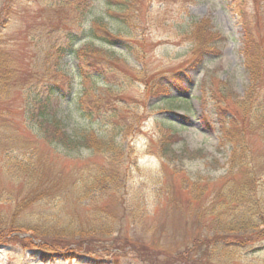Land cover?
I'll list each match as a JSON object with an SVG mask.
<instances>
[{
    "label": "rangeland",
    "instance_id": "1",
    "mask_svg": "<svg viewBox=\"0 0 264 264\" xmlns=\"http://www.w3.org/2000/svg\"><path fill=\"white\" fill-rule=\"evenodd\" d=\"M70 1L56 12L54 7L60 0H0V44L1 53H5L1 57L10 61L9 67H14L19 80H70L74 92L80 89V79L75 75L73 58L57 55L54 47L35 50L31 35L37 34L43 22L60 21L61 28L79 32L82 14L85 25L100 27L98 34L111 42L85 41L78 51L86 53L87 60L97 59L95 66L105 67L109 79L106 84L88 83L93 88L88 96L110 98L117 122L124 118L132 124L130 135L123 140L116 137L112 149L111 177L117 178L119 185L88 206L86 201L79 206L72 200L65 203L68 205L59 204V210L68 216L73 208L74 227L90 225L94 231L84 235L70 229L55 241L44 237L49 247L55 248L44 260L26 250L28 246L40 247L39 234L12 231L8 236L14 239L0 245V264H264V249L254 253L239 249L232 258L223 260L210 256L212 251L205 243L212 230L205 214L209 212L211 187L199 182L201 192L196 197L198 191L183 185L192 179L215 184L226 175L232 176L230 147L217 146L219 119H236L237 129L251 132L241 124L242 109L248 106L242 100L249 92L253 97L254 83L243 68L241 49L245 42L237 5L242 3L250 10L252 1L127 0L116 4L111 0L109 5L104 0ZM208 33L216 35L217 41L207 38L206 43ZM256 38L261 71L255 81V97L264 90V31H257ZM167 85L172 86L170 90ZM167 93L189 97L190 101L183 108L176 100L162 101ZM16 94L15 89L8 120L25 139L33 140V133L17 117L20 101ZM169 111L185 114L188 121L172 118ZM163 121L175 122L168 125ZM82 125L71 124L69 129L78 132ZM0 131L3 136V129ZM248 134L241 143L246 145V154L251 149L253 159L257 157L255 160L264 165V146ZM161 136L168 137L165 146L160 143ZM49 151L42 149L43 153ZM60 151L63 154L50 159L44 173H38L36 163L34 168L38 169L32 178L16 180L13 172L5 170L0 148V226L28 221L33 230L40 213L48 212L49 205L38 201L15 214L17 204L31 192L29 181L35 184L41 174L51 178L50 172L71 180L74 174L70 175L69 167L104 164L103 155L87 158L86 151H74L72 160V154L66 157L67 152ZM261 181L264 184V170ZM85 206L90 210L94 207L93 214H85Z\"/></svg>",
    "mask_w": 264,
    "mask_h": 264
},
{
    "label": "trees",
    "instance_id": "2",
    "mask_svg": "<svg viewBox=\"0 0 264 264\" xmlns=\"http://www.w3.org/2000/svg\"><path fill=\"white\" fill-rule=\"evenodd\" d=\"M126 1L116 0V4ZM230 1L235 4L238 0ZM251 1L254 6L250 10L245 8L242 3L237 5L239 8L237 12L238 22L242 29V40L245 42L242 44L243 49H241L244 55L243 68L247 79L250 83H254L253 97L249 92L248 96L242 100L248 106H244L242 109L244 113L241 116V124L243 128L248 126L251 131L248 133L253 134L264 146V90L255 97L257 94L255 81H257L261 71V66L258 63L260 45L256 33L257 31H264V0ZM69 2L71 1L60 0L56 3L54 9L56 12H61L62 7L66 8V5H70ZM104 2L109 5L111 0H104ZM74 7L77 10L76 4ZM82 16L79 32L71 27L61 28L62 24L59 21L56 24L43 22V26H40L39 30L37 29V34L31 35L32 38H35L31 39L35 50L39 51V49L45 50L54 47L57 55L73 58L75 75L77 74L78 79H80L78 84L80 89L74 92L70 80L60 82H37L31 80V78L19 80V77H15L16 70L14 67L12 65L9 67L10 61L2 59L1 56L5 53H1L0 44V129L4 131L3 136L0 135V148L5 170L13 172L16 180H21L24 176L27 179L32 178V173L38 169L34 168L35 164L38 163V173H44V167L48 166L50 159H54L59 153L63 154L60 149L67 152L65 153L66 157L71 156V154L74 156L71 153L74 151H86L85 156L87 158L93 155H103L105 158L104 164L92 162L93 164L81 167L76 165L72 168L69 167L70 175L74 174V176H71V180L63 178L61 173L50 172L51 178L41 174L42 176L35 183L36 186L33 180L29 181L33 189L31 188L30 194L17 204L18 208H16L15 214L23 207L38 201H43L45 205H49L48 212H39L38 220L40 221H37L39 224L36 229L32 230L30 228L32 223L28 221L24 224L10 222L0 226V245L5 244V241L14 239V236H8V233L12 231H30L39 234L38 241L42 242L39 244L40 247L38 245L36 247L28 246L26 250L29 251V255L41 260L46 258L48 252L55 251L54 247H49L50 245L47 244L44 237L47 236V238L55 241L63 238L64 235L62 234L70 229L72 231L76 229L77 232L84 235L95 230V227L90 225L86 228H81V225L78 226L79 228L74 227L76 216L73 208L70 209L71 211L69 210L68 216L59 210L58 206L70 202L69 200L79 206H81L79 203L86 201L88 204L85 205L88 206L91 202H97L104 193L116 190L119 183L117 178L111 177V168L114 164L112 158L115 157L112 149L114 143H116V137L123 140L130 135L129 129L132 125L124 118L117 122L115 119L116 109L110 106V98L105 97L103 99L97 96L95 100L88 96V92L93 91L88 83H100L102 81L106 84L105 82L109 79L106 77L105 67L95 66L97 59L89 58L87 60L88 55L86 53L80 54L78 51L79 44L85 41H111L107 37L98 34L100 27L85 25V21H83L85 16ZM58 30L62 31L58 33ZM55 33L57 34L55 35ZM207 38L216 42L218 37L213 33H208L206 40H204L206 43H208ZM209 43H211L209 45H213L212 42ZM203 49H205V46H203ZM202 52L205 53L206 51ZM172 86L167 85L166 87L170 90ZM150 87L152 89L151 85ZM15 89L17 92L16 97L20 101V105L16 109L19 115L17 117L22 119L23 127L33 133V140L25 139L17 132V126L14 129L12 122L8 120L12 114L9 103L12 101L11 96L14 94ZM168 95L169 93L164 95L161 100L166 102L176 100L182 108L184 104H188L190 101L189 97H182V95L176 97ZM169 113L172 114V118L180 119L182 123L188 121L185 114H175L172 111H169ZM79 122L84 125L78 132L77 129H69L71 124ZM174 122L168 121L166 124L172 125ZM219 122L221 123L219 129H217L219 139L217 146L222 145L225 147L229 145L230 174L232 176L226 175L223 177L225 179L215 184L210 181L203 182L201 179H192L188 182L185 181L183 185L187 188H193L196 192L198 191L195 194L196 197L201 192L199 182H202L206 188L211 187V201L208 204L209 212L205 214V219H209L208 227L212 231L210 232L211 237L206 239L205 244L212 251L210 256L215 255V257L223 260L232 258L235 251L239 252V249H247L249 253L264 249V184H261L264 165L255 160L257 157L253 159L255 153L251 149L248 155L246 154V145L241 143L243 136L249 134L247 132L242 133L237 129L236 123L238 121L236 119H219ZM167 138L161 136L160 143L162 146L168 143ZM43 147L50 148L51 151L43 153ZM73 156L71 157L72 160L75 158ZM30 185H28V189ZM86 206L84 209L85 214H87L86 212L93 214L94 207L93 210H90ZM97 220L99 219L95 218V221ZM102 229L105 232L106 229L104 227ZM26 239L30 240V237Z\"/></svg>",
    "mask_w": 264,
    "mask_h": 264
}]
</instances>
